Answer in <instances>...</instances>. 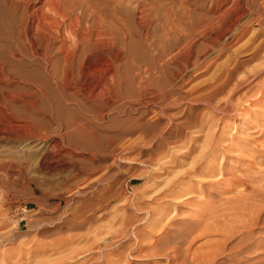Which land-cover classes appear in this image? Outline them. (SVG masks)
<instances>
[{"label": "rangeland", "instance_id": "rangeland-1", "mask_svg": "<svg viewBox=\"0 0 264 264\" xmlns=\"http://www.w3.org/2000/svg\"><path fill=\"white\" fill-rule=\"evenodd\" d=\"M143 1L148 4L155 2L159 9L170 8L168 11L172 10L175 18L181 23L193 21L204 28L206 33L195 45L198 52L194 53L195 56L193 55V60L191 58L192 62L189 66L184 62L168 61L167 76L158 81L161 85L157 83V87L161 88L160 94L166 92V97L161 95L155 104H146L141 92L137 90V84L128 81L137 62L144 63L143 56H147V59L151 58L150 61L153 62V51L146 48L147 44L143 46L136 44L138 51L139 47L141 48L140 53H135L134 42L129 41L130 45L127 44L125 47V64L122 72L125 76V97L114 102L107 110L106 116H101L103 103L100 100L90 98L85 101L84 99V105H78L76 117L93 129L91 133L94 138L90 136L88 140L84 139L85 142L77 136L86 144L93 140L87 149L78 145L81 142L78 139V143L77 140L73 141L76 136L68 138L66 128L51 115L48 116L50 120L45 123L46 136L43 141L0 140L1 162L16 163L21 160L26 164L25 177L21 178L17 185H9L10 187L6 184L0 185V209L4 210H0V215L4 212L8 217H12V221L14 218L26 216L43 217L46 218L43 227L58 232L59 227L56 225L60 224V219L79 214L84 206L90 208L91 201L102 190L108 189L110 194L118 193L116 199L105 204L102 213L95 211L94 213L92 209H87L89 210L86 212L87 215L92 218L91 224L87 223L73 229L61 225L62 229L58 233H53L54 230L43 233L42 226L40 229L35 227L31 230L22 225V229L15 233L17 235L15 240L4 242L5 244L3 243L0 248V264H89L100 257L101 250L96 247L99 240H105L109 232L121 227L122 222L119 218L122 215L126 217V214L130 216L127 224L130 230L127 228L126 237L118 235L111 240L112 246L116 247V253L112 257H119L123 261L122 264H173L169 250H163L152 256H143L136 252L137 239L133 229L137 223L144 220L139 221L143 215L137 217L139 211L131 206L135 198L141 197L138 202L141 201L140 206L142 205L146 210L149 207L147 205H150L151 209L156 208L162 201L159 199L157 202L159 196L156 191L166 187L167 181L174 179L175 174L186 170L193 159L202 154L206 145L217 149L214 153L218 157L214 159L218 165L226 166L225 175L231 173L245 175L264 165V105L252 104L258 98L264 99V96L260 97L259 89V86L264 84V49L260 50L257 47L264 39V0ZM195 17L198 19H194ZM197 35L198 33L192 32L191 36L196 39ZM14 68L16 72L0 73V94L11 104L23 107L20 96L30 92L31 89L27 83L21 82L27 77L17 74L18 66ZM173 72L177 73L174 77L171 76ZM10 86L13 88L12 92L9 90ZM207 95H212L211 99L209 96L207 98ZM40 101L43 104L45 98L42 96ZM67 104L74 105L72 101H67ZM46 108L51 114V107ZM145 109L152 112L149 115H142ZM188 120L198 123L201 120V123L197 128L191 127ZM173 129H179L178 138L181 141L175 145L164 142L157 149L152 150L150 139L160 134L165 138L168 135L167 131L172 133ZM208 136L212 140L208 139ZM197 137H199L198 141ZM160 140L159 143L162 142ZM44 144V148L39 149ZM195 146L196 149L189 156H185ZM232 146L244 148L234 149ZM46 150L50 151L49 155L61 156L66 160L62 168L52 170L53 165L42 160ZM161 152L162 154H159ZM79 167L80 170H77ZM73 173L78 177L75 178ZM190 177L192 179L186 178V180L194 187H198L202 180L201 176ZM46 194L50 198H46ZM194 195L196 198L199 196V199H207L204 192H197ZM172 199L177 201L176 198ZM61 200L64 204L55 208ZM195 202V198L191 199V202L185 203V208L177 210L178 217L192 216ZM122 207L126 210L120 211ZM172 209L173 205H171ZM173 211L171 214H176V211ZM185 212L189 214L186 215ZM144 214L146 216L147 213ZM67 236H74L73 241L64 246L47 244L48 246H44L48 247L46 253L30 256L31 249L37 248L39 244L50 243L54 239H63ZM94 236L97 238L95 239ZM91 246L93 248L87 250ZM18 247L24 248L23 256L18 254L20 251ZM75 253L77 254L74 255ZM73 255L74 257H71Z\"/></svg>", "mask_w": 264, "mask_h": 264}, {"label": "bare ground", "instance_id": "bare-ground-1", "mask_svg": "<svg viewBox=\"0 0 264 264\" xmlns=\"http://www.w3.org/2000/svg\"><path fill=\"white\" fill-rule=\"evenodd\" d=\"M215 4L219 6L218 1ZM169 9L168 7L159 9L155 2L148 4L143 0H43L42 3L41 0H0V73L16 72L14 67L18 66L17 74L27 77L21 82L27 83L31 89L30 92H26L27 94H20L23 107L11 104L0 94V140L43 141L46 136L45 123L50 120L49 115L66 128L68 138L76 136V139L72 138L73 141L76 142L77 136L83 141L88 140L90 136L94 138L90 125L76 117L78 105L83 106L84 102L90 98L100 100L103 103L101 116H106L112 104L125 97V76L122 72L125 64V47L129 41L131 43V40L134 42L135 53H140L141 48L139 47L138 51L136 44L142 46L147 44L146 48L153 51V62L150 61L151 58L147 59V56H143L146 63L145 61V64L137 62L128 82L137 84V90L141 92L146 104H155L161 95L166 97V92L160 94L161 88L157 86L160 84L158 81L167 76L168 61L184 62L186 66H189L193 55L195 56L194 53L198 52L195 49L197 40L206 33V30L198 26L196 22L181 23L175 18L172 10L168 11ZM192 32L198 33L196 39L191 36ZM257 47L260 50L264 49V39ZM176 75V72L171 74L173 77ZM259 89L260 97L264 96V84L260 85ZM9 90L12 92V86ZM42 96L45 98L43 104L40 103ZM210 96L209 99H211ZM67 101H72L74 105H68ZM252 104L264 105V99L258 98ZM47 106L51 107V114L48 113ZM151 112L145 109L142 115H149ZM188 122L189 126L197 128L201 120L200 123L189 120ZM179 133V129H173L172 133L167 131L168 135L166 134L165 138H162L160 134L150 139L152 150L157 149L164 142H168L169 145L180 142ZM167 138L171 139L167 140ZM208 139L212 140L210 136ZM159 140L162 142L159 143ZM196 140L198 141L199 137ZM83 141L78 145L87 149L93 140L88 141L87 144ZM242 142L244 143V140ZM44 146L45 144L39 149ZM206 147L200 156L193 159L186 170L175 174L174 179L167 181L166 187L156 191L159 196L157 202L159 199L162 200L156 208L151 209L150 205H147L149 207L146 210L142 205L140 206L141 201L138 202V200L141 197L139 196L131 203V206L139 211L137 217L143 215L139 221L144 220L137 223L133 229L137 239L135 250L143 256L157 255L163 250H169L173 264H243L245 262L246 264H264V165L251 172L248 171L250 173L245 175L236 173L225 175L226 166L218 165L214 159L218 157L214 153L217 149L209 145ZM195 149L196 146L192 147L185 156H189ZM49 154L50 151L46 150L42 160L53 165L52 170L62 168L66 160L61 156ZM251 166L254 167L253 164ZM25 168L26 164L21 160L16 163L0 161V176L2 175L0 185H17L19 180L25 177ZM77 170H80V167ZM191 175L201 176L202 180L198 187H194L186 180L191 178ZM74 177H78L77 174ZM197 192H204L207 199H199L197 195L198 198H196L194 193ZM110 193L108 189H104L93 198L90 208L84 206L79 214L69 218L60 217L62 218H59L60 224L56 225L59 227L58 230L62 229L61 225L73 229L87 223L91 224L92 218L87 215L86 212L89 211L87 209L102 213L105 204L118 197V193ZM45 197L50 198L47 194ZM172 198H176L177 201H172L174 200ZM194 198L196 202L193 203L195 207L192 208L193 215L181 217L180 214L181 216L178 217L177 210L185 208V203L191 202ZM63 204L61 200L55 208ZM171 205H173L172 210L176 211V214L172 213L174 215L171 214ZM121 210L126 208L122 207ZM126 215L119 218L122 222L121 227H116L114 232H109L105 240L97 239L99 242L96 247L99 251L101 250L100 257L89 264H122L123 261L119 257H112L116 253V247L112 246L111 240L118 235L124 237L128 235L127 224L130 216ZM11 218L1 212L0 248L4 242L15 240L17 236L15 233L22 229V225L31 230L35 227L40 229L42 226L43 233L54 230L43 227L46 223V218L43 217L26 216L14 218L13 221ZM55 232L57 230L53 233ZM73 239L74 236H67L63 239H54L50 243H41L37 248L31 249L30 256L46 253L48 247L44 246L47 244L64 246ZM90 248L93 247H88L87 250ZM18 249L20 250L18 254L23 256L24 248L18 247ZM167 253L165 254L168 256Z\"/></svg>", "mask_w": 264, "mask_h": 264}]
</instances>
